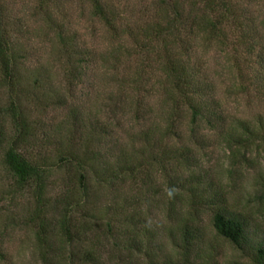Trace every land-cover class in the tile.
Returning <instances> with one entry per match:
<instances>
[{"label":"trees","instance_id":"1","mask_svg":"<svg viewBox=\"0 0 264 264\" xmlns=\"http://www.w3.org/2000/svg\"><path fill=\"white\" fill-rule=\"evenodd\" d=\"M62 1L0 0V264L18 234L28 264H214L201 216L240 260L264 264V175L239 210L227 191L264 147V116L229 120L204 65L210 50L230 57L236 93L264 107V23L245 18L257 0H151L157 18L121 30L128 60L142 55L126 75L115 53L80 42ZM78 4L117 33L111 0ZM97 58L119 82L100 116ZM218 147L226 184L207 160Z\"/></svg>","mask_w":264,"mask_h":264},{"label":"rangeland","instance_id":"2","mask_svg":"<svg viewBox=\"0 0 264 264\" xmlns=\"http://www.w3.org/2000/svg\"><path fill=\"white\" fill-rule=\"evenodd\" d=\"M70 1H72L70 6L68 5V0L62 1L66 5L63 13L65 16L64 20L68 27L76 31L79 35L80 42H84L89 49H92L99 56L100 54H105L106 57H109L111 53H115V56L119 59L118 63H113V60L110 62L115 64L117 69H120L121 74L125 72L126 75L129 72L136 71L142 55L139 54L137 58L131 57L130 61L128 60L129 56L127 55L133 54V41L126 34L123 36L120 35L122 33L121 30L129 26L135 32L134 28H142L144 27L145 21L150 18H157L158 12L154 3L152 4L151 0H111L113 11L119 20L116 24L118 31L114 33L103 25L101 21L91 20L88 11H82L78 0ZM248 14L249 16L246 15L245 18L253 20L255 24L259 22L264 23V1L257 0L254 2ZM34 44L37 49H40L39 53L41 56L39 58L44 62L47 59V54L43 52L44 45H46L45 42L38 39L35 40L34 38ZM34 58L36 57L34 56ZM225 59L222 54H218L214 50L207 52L204 57L205 68L216 85L217 90L215 96L221 103L225 116L231 121L239 120L243 122H253L258 114L264 116L263 105L254 99L252 95L248 97L247 95L236 93L237 82L231 77V73L228 72L229 70H227L228 64L231 65V59L230 57L227 58V61ZM100 64L101 60L97 58L95 72L99 75V78L106 80L100 81V90L92 93L90 99L94 104L91 109V114L96 115L97 113L99 116L102 115L101 108L106 103L105 94L108 92L106 88L112 91L119 85V82L117 83L115 79L111 81L103 76ZM145 72L150 77L152 75V82L160 78V73L154 71L153 67L151 70L146 69ZM146 76L149 77L147 74ZM84 91L87 93L86 90ZM98 110H100V113H98ZM249 158L256 161L254 167H246L242 176H236L234 190H229L227 187L229 194L228 203H233L236 210H239L241 204L251 192L252 186L258 180V175H264V147L257 151L252 150ZM207 160L209 165L218 174L217 178L222 184H226L227 179L224 178L223 173L230 162L228 152L223 147L215 148L209 153ZM201 221L203 232L205 233L204 251L206 255L214 257V264H248L247 261L244 262L239 259L238 254L233 248L214 235L209 221L205 216H201ZM8 244L10 245V249L8 250L9 261L5 264H28L27 252L24 254L23 249L28 244L26 237L23 234H18ZM167 248L169 251L170 246ZM169 252L171 253V251Z\"/></svg>","mask_w":264,"mask_h":264}]
</instances>
